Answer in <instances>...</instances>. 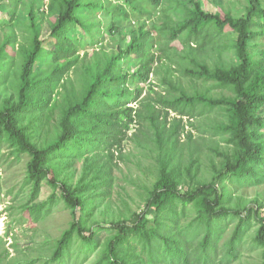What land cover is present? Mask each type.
Wrapping results in <instances>:
<instances>
[{"label": "trees", "instance_id": "trees-1", "mask_svg": "<svg viewBox=\"0 0 264 264\" xmlns=\"http://www.w3.org/2000/svg\"><path fill=\"white\" fill-rule=\"evenodd\" d=\"M6 1L0 4V11L9 20H0V29L10 32L0 44V87L11 79L14 94L0 91V147L28 156L25 184L30 189V203L45 182L53 191H61L59 200L72 217L42 264H66L75 244L85 259L99 252L95 264H213L227 220L237 223L225 246L226 264L236 258L244 234L253 227H257L253 242L262 249L264 264L261 207L254 201L251 209L234 210L226 205L225 194L226 181L237 186L264 183V119L258 115L264 108V49L256 50L254 42L264 37V0H245L240 17L225 11L206 13L193 0H187L191 8L178 0H166L169 5L161 10L163 0H30L27 10L20 11L23 20L17 12L23 1ZM158 11L163 14L162 25L151 24L148 29L144 18ZM99 12L110 20L106 27L119 45L115 54L98 58L95 54L85 64L87 47L94 46L99 35L96 30L104 23L96 20ZM122 23L128 25L120 31ZM19 25L25 44L19 46L15 60L14 27ZM45 25L53 40L50 49L41 40ZM77 28L84 32L83 39L77 36ZM229 33L236 38L223 41ZM154 36L172 43L169 47L175 49L174 54L180 49V56L191 65L184 69L186 77L214 82L231 95L189 94L178 83L163 79L177 96L141 98L154 73ZM228 51L233 54L231 63L221 64V55ZM209 52L219 58L213 67L205 61ZM79 68L82 77L76 89L70 73ZM133 103L139 107L129 106ZM211 111L221 112L224 120L206 130L224 138L230 151L209 148L221 159L218 167L211 164L210 181H194L192 170L197 169L198 158L193 156L195 150L190 151L189 164L182 170L180 130H184V118L196 120ZM169 112L175 113L170 122ZM51 121L55 122L51 126L54 137L39 145L34 132L50 126ZM134 126L136 132L129 137ZM138 135L156 149L155 178L139 212L100 228L111 232L101 246L88 220L77 217V210H89L92 201L86 194L96 187L84 179L92 173L91 182L109 188L112 163L116 156L121 157L123 142L139 139ZM191 141L188 133V147ZM90 152L96 153L93 163L85 167L76 184H70L62 169L73 167ZM58 161H63V168ZM56 198L53 193L48 201L26 207L27 211L39 220L50 213ZM187 207L193 210L192 219L181 224Z\"/></svg>", "mask_w": 264, "mask_h": 264}, {"label": "rangeland", "instance_id": "rangeland-1", "mask_svg": "<svg viewBox=\"0 0 264 264\" xmlns=\"http://www.w3.org/2000/svg\"><path fill=\"white\" fill-rule=\"evenodd\" d=\"M23 3L17 6L18 16L23 20L21 14L22 10H27L30 0H22ZM47 2L48 0H44ZM98 1V0H93ZM104 1V0H99ZM181 5L192 7L187 0H178ZM199 2L202 10L206 13L229 12L235 17L243 15L245 0H193ZM0 4H7L6 0H1ZM169 3L166 0L161 2L160 9H166ZM13 8V7H12ZM21 11V12H20ZM172 11V10H171ZM170 11V15L174 19V13ZM0 20L7 21L9 16L5 12L0 11ZM96 20H103V25L100 26L99 35L95 39V44L88 48V57L85 64L92 61L94 57L111 56L115 54L118 47V39L110 35L106 25L110 20L103 18L101 12L96 15ZM132 20V19H131ZM142 21V20H141ZM146 26L149 29L151 24L161 26L163 22V14L158 11L154 15L144 18ZM264 23V21H263ZM128 24L122 23L119 25L120 31ZM133 25V22L131 23ZM137 25V24H136ZM136 25H133L136 27ZM10 30L6 28L4 31L0 29V44L4 41L6 34ZM77 36L84 38V32L77 28ZM95 32V31H94ZM49 28L47 25L41 34V40L45 48L50 49L53 44L49 36ZM15 50L12 53L17 60L19 55L17 50L20 45L25 44L23 40L22 25L14 27ZM181 39L183 36L180 37ZM236 35L234 33L225 34L223 38L227 40H234ZM128 36L125 37L124 42H128ZM156 46L152 49L155 54L156 61L153 64L154 73L149 76L150 82L144 87L141 98H150L157 100L159 97L169 98L178 95L176 91L168 88L167 84L163 83V79L171 80L174 83L181 85L189 94L200 92L209 96L219 97L221 95L230 96L231 93L221 87H218L214 82L190 79L183 74L184 69L191 68V65L184 61L180 56V49L178 54L171 46L172 43H167L165 39L154 36ZM181 41V40H179ZM256 43V50L264 49V37L254 41ZM170 44V45H169ZM94 52V53H93ZM96 52V53H95ZM83 51L81 55H83ZM211 52H209L210 54ZM232 52H224L221 55L219 62L230 64L232 61ZM134 57H131L133 60ZM215 53L212 52L205 61L210 66L218 62ZM80 68L77 72L70 73V80L76 89L79 88V80L82 77ZM8 79L1 87L0 91L6 94H14L13 85ZM129 106L137 108L139 103H133ZM159 107H162L159 105ZM169 122L175 116L174 112H169ZM258 115L264 119V108L261 109ZM220 120H224L221 112L211 111L207 112L201 118L189 121L187 118L183 119L184 130L181 131L179 138L178 155L181 159V168L189 164L188 154L195 150L193 156L198 158L197 169L192 170L193 180L208 182L213 176L212 165L220 162V158L213 154L209 148H216L220 152L229 150V146L224 142V138L212 136L206 128ZM55 122L51 121L50 126H45L42 129L34 132V140L39 145L44 144L54 137V130L51 127ZM138 128V127H137ZM136 132V127H132L128 136L131 137ZM188 133L192 136L190 147L186 144ZM150 134V133H148ZM150 136V135H149ZM139 139H127L123 142V152L121 157L116 156L112 163V171L109 179V188L105 185H100L99 181L91 182L92 173H88L84 179L85 183H91L93 186L87 197L92 201L88 205L86 212L77 210V217H83L88 220V225L96 232L95 240L101 244L104 243L111 232L101 230L100 228H108L111 221L130 219L133 213L139 212L144 205L147 195V190L150 189L151 184L155 178V162L153 157L155 155V147L151 142L139 136ZM96 155L90 152L85 157L78 159L74 166L63 170V177L67 179L70 184H76L85 172V167L93 163V158ZM86 159V160H85ZM88 159V160H87ZM29 160L27 155L17 156L13 151L6 147H0V264H42L46 258L51 256L54 244L60 237L62 232L66 230L72 221L70 211L65 207L64 203L59 200L61 191L59 189L53 191L45 182L42 184L40 194L37 199L30 203V189L25 184L26 163ZM59 166L63 168V161H58ZM184 172V171H183ZM191 181V180H188ZM188 184V183H187ZM185 190L184 187H181ZM56 195L54 204L51 207L50 213L41 216L39 220H34L30 216L26 207L34 204H42L49 200L52 194ZM225 194L227 196L226 205L234 210H241L243 208L251 209L253 202L257 201L264 213V183L259 185H242L226 181ZM181 207L178 208L180 212ZM44 213V212H43ZM87 215V216H86ZM193 210L187 207L185 218L181 224H185L192 219ZM237 223V220H227L222 225V231L217 243V255L213 264H226L227 257L225 256V246L230 238L232 231ZM253 224L254 221L252 222ZM257 227H253L246 232L240 243L238 254L230 264H263L262 249L254 242V235ZM80 247L75 244L70 251V255L66 264H95L99 252L94 253L90 258L85 259V255L79 252ZM147 264V263H146Z\"/></svg>", "mask_w": 264, "mask_h": 264}]
</instances>
